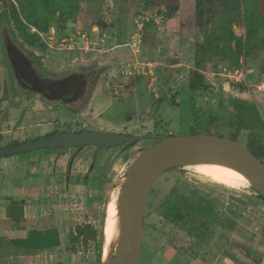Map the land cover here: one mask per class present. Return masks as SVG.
I'll list each match as a JSON object with an SVG mask.
<instances>
[{
  "label": "rangeland",
  "instance_id": "rangeland-1",
  "mask_svg": "<svg viewBox=\"0 0 264 264\" xmlns=\"http://www.w3.org/2000/svg\"><path fill=\"white\" fill-rule=\"evenodd\" d=\"M179 1L177 11L168 16L164 0H80L75 19L67 22L65 34L59 32L57 24H52L47 31L40 32L47 48L34 47L31 50L40 59L42 67L51 71L66 70L78 63L107 65L104 81L120 84L125 92L123 99L109 106L105 104L110 102L109 97L104 104H99L100 107L90 105L89 113L104 119L107 127L121 125L130 115L137 125L131 130L142 135L155 132L159 137L209 134L213 130L204 128L209 123V114L218 111L221 116L227 107L220 101L223 95L253 100L257 117L264 122V43L257 42L258 46L253 47L246 61L241 56L239 63L232 65L230 57L221 50L224 43L214 37L220 28L222 32L226 27L221 25L224 23L222 10L226 9L225 2L204 0L205 10L200 19L196 16L197 0ZM143 16L150 21L143 29L139 53L141 63L133 64L134 56L126 43L136 26L135 19ZM210 16L207 25L200 22ZM229 16L232 25L227 36L233 51L237 48L234 36L244 38L245 26L232 22L229 12L224 18ZM154 18L159 23L154 22ZM11 27L7 22L0 24V148L10 146L13 141L20 144L36 140L42 133L40 122L44 104L19 87L12 74L8 50H4L3 40L6 45L9 42L23 50L11 33ZM33 28L36 29L32 27L31 31ZM205 40L210 41L212 55L209 69H204L200 75L194 71L195 61L202 57L199 46ZM146 63L151 64L154 74L147 73L149 67ZM242 66L250 71L239 80L231 78L232 71ZM164 69L165 72L161 73ZM154 76L156 80L161 79L165 94L161 101L152 102L151 97L158 98L160 90V85L156 84L157 94L151 91L149 79ZM191 77L202 80L207 84L206 89L191 90ZM106 83L102 90L108 94ZM99 112H103V116H98ZM233 127L221 126L218 133L249 149L246 144L248 130L242 128L236 136L230 133L235 132ZM151 144L142 139L101 152L97 157L101 159L100 167L98 162L92 169L89 167L87 177L81 174L88 169L92 150L78 153L67 167L68 157H59L60 163L52 169L53 175L44 171L46 167L41 155L56 154V149L0 156L8 160L7 167L3 168V178L0 177V202L5 196H25L30 205L25 211L27 218L30 217L29 227L36 223L38 227L55 226L59 230L60 247L53 252L39 253L37 264H99V254L101 263V235L88 241L80 236L72 242L69 234L83 226L100 232L106 198L124 178L136 155ZM47 170L52 172L51 168ZM78 173L80 175L76 177ZM237 181L238 188H231L210 180L185 164L162 172L149 193L143 212L140 264H211L218 254L220 262L217 264L264 261V200L258 198L243 179ZM121 192L122 188L117 200L119 208ZM181 195L189 202L211 205L213 215L206 218L204 224L186 219L188 214L181 220L166 219L164 204H173ZM13 232L16 238L23 236L21 229ZM114 233L118 235L119 231ZM10 253H14L13 247L4 251L1 259L20 264L19 257ZM0 264L5 263L0 261Z\"/></svg>",
  "mask_w": 264,
  "mask_h": 264
},
{
  "label": "trees",
  "instance_id": "trees-1",
  "mask_svg": "<svg viewBox=\"0 0 264 264\" xmlns=\"http://www.w3.org/2000/svg\"><path fill=\"white\" fill-rule=\"evenodd\" d=\"M203 1L197 0L195 5L196 16L200 19H202V14L205 10ZM222 1L225 2L226 9L222 10L224 23L222 22L223 24L221 25H226V27H224L222 32L220 28L219 34L214 37L224 43L221 50L230 57V64L237 65L241 56L246 61L253 47L255 45L258 46L257 42L264 43V0ZM79 2L80 0H0V24L1 22L10 23L12 25L11 33L15 36L20 47L23 48V51L33 54L31 48H47L39 33L47 31L52 24H57L59 32L65 34L67 22L70 19H75L79 9ZM179 3V0H164L168 16H172L177 11ZM226 12L232 15V22L243 23L245 26L244 38L234 36V39L237 40V48L233 51L230 48L229 36H227V31L231 30V17L229 16L228 19L224 18ZM210 19L211 16L200 22L207 25ZM199 25L202 26L201 23ZM32 27H35L37 31H31ZM209 39L212 40V38ZM207 40L203 41L199 46L202 57L195 61L194 71L197 74H200L204 69H209L208 62L211 60L210 56L212 54L209 52L210 41ZM39 66L43 68L41 61ZM189 84L191 90L206 89L207 87V84L202 80L199 81L193 77L190 78ZM220 101H222V104H227V107L222 110L221 116H219L218 111L214 114L210 113L207 118L209 123L204 128L213 130L209 134L221 137L223 136L218 133V129L221 126H234L233 130L235 132L230 133L236 136H239L242 128L247 129L246 144L264 167V122L261 117H257L255 102L251 99L233 95L220 96ZM1 139L2 135L0 134ZM16 144L19 143L13 141L9 145ZM253 191L258 198L264 200V197L256 190L253 189ZM163 209L164 217L174 221L181 220L188 214L186 219L189 218L190 221H199L204 224L205 219L213 215V207L211 205L189 202L183 195L179 196L171 205L168 202L165 203ZM6 217L12 224L24 228L27 223V218L24 216V201L11 199L6 207ZM98 234L102 236V229L98 233L93 227L83 226L71 231L69 235L72 242H76L80 236L85 241H88L89 239H96ZM5 242L9 247H13L15 254H12L21 255V264H37V254L56 251L61 245L59 230L55 226L38 228L32 225L27 229L25 237L11 238ZM98 246V252H100L99 241Z\"/></svg>",
  "mask_w": 264,
  "mask_h": 264
},
{
  "label": "water",
  "instance_id": "water-1",
  "mask_svg": "<svg viewBox=\"0 0 264 264\" xmlns=\"http://www.w3.org/2000/svg\"><path fill=\"white\" fill-rule=\"evenodd\" d=\"M74 25V23H70ZM68 24V25H69ZM159 97L163 99L161 80ZM139 135H119L115 132L90 131L57 133L33 141L0 148V156L41 148L69 147L95 143L107 146L139 139ZM153 144L142 149L130 163L120 196L121 226L118 244L110 264H140L143 242V212L149 193L165 170L193 161H225L242 168L251 178V187L264 197V167L242 143L217 135L197 133L169 135L150 139ZM103 238V227H102Z\"/></svg>",
  "mask_w": 264,
  "mask_h": 264
},
{
  "label": "flooded vegetation",
  "instance_id": "flooded-vegetation-1",
  "mask_svg": "<svg viewBox=\"0 0 264 264\" xmlns=\"http://www.w3.org/2000/svg\"><path fill=\"white\" fill-rule=\"evenodd\" d=\"M2 42L5 46L4 50H8L7 52L10 57L9 60L11 62L12 74L15 81L19 84V87L25 94L37 97L44 104L40 122L42 133L39 135L38 139L57 133H81L90 131H110L124 136H141L134 141L129 140L123 143H116L107 146L87 143L83 145H72L69 147L59 146L55 148H41L56 149L57 151L56 154H50L51 156L48 154L41 155V161L44 162L43 164L46 167V170L44 171L50 174L52 173L53 175L54 170L52 169L58 167L60 163L59 157H68L66 158L65 164L67 167L69 165L68 163H70L71 160L73 161L78 153L84 152V150H92V155L90 156L91 158L87 166L88 169L84 174H81L82 176L87 177L89 170L92 169L95 163L98 162V167H100L101 159H98L97 157L101 156V152L117 146L124 147L125 145H129L132 142L142 139L148 140V142L153 144L150 139L159 136L156 132L149 134L144 133L143 135L141 133L133 132L131 129L134 127L136 128L137 125L133 123V118L129 117L130 115L126 117L127 119L121 123V125L112 124V126L107 127L108 125H104V122H106L104 119H98L89 113L90 105L92 107L93 105H98L97 107H100L99 104H104L106 97H109L108 99L110 100L109 103H105L106 105L108 104V106L114 101L124 98L123 96L125 92L120 84H109L104 81V78L107 77L106 72H108L107 65L103 64L96 66V64L90 62L88 64L78 63L66 70H46L39 66L40 59L34 54L25 52L12 43L8 42L6 45L4 40ZM105 83V87L108 88V94H106V91L102 90ZM105 94L107 96H105ZM103 112H99L97 115L103 116ZM117 126H119V128ZM95 158L97 159L94 162ZM48 168H51L52 172H49L47 170ZM79 175L80 173L76 174V177ZM219 256L220 254L217 255V258L211 264H217V262H220ZM256 261L257 263L254 264H264L263 260L259 261L257 259Z\"/></svg>",
  "mask_w": 264,
  "mask_h": 264
},
{
  "label": "bare ground",
  "instance_id": "bare-ground-1",
  "mask_svg": "<svg viewBox=\"0 0 264 264\" xmlns=\"http://www.w3.org/2000/svg\"><path fill=\"white\" fill-rule=\"evenodd\" d=\"M114 120L116 121V119ZM185 165L203 176L208 177L210 180L231 188H238L239 181L237 180L243 179L247 185L251 184L250 176L242 168L229 162L193 161ZM125 180L126 175L119 184L114 187V191L106 198L104 203L103 241L101 245L102 260L100 264H110L112 262L118 244L121 226V209L117 205V200ZM115 230L119 231L118 235H115Z\"/></svg>",
  "mask_w": 264,
  "mask_h": 264
},
{
  "label": "crops",
  "instance_id": "crops-1",
  "mask_svg": "<svg viewBox=\"0 0 264 264\" xmlns=\"http://www.w3.org/2000/svg\"><path fill=\"white\" fill-rule=\"evenodd\" d=\"M165 69L163 71H161V73L165 72ZM7 165H8L7 158H0V177L1 178H3V174H4L3 173V168L7 167ZM2 184H4V183L2 182ZM11 199L23 200L24 201V216L26 218L28 217V216H26L25 211H26L27 207L30 206V205L26 203L29 200L26 199L25 196L20 197V198L19 197H13V196L8 198V196H5L4 199H1V202H0V256L3 255L4 251L8 252V249L11 248V247H9L6 244L5 241L8 240V239H11V238H16L14 236V232H13L14 230L21 229L22 232H23L22 233L23 236H21V237H25L26 233H27V229H29L28 220L30 219V217L27 218V223H26V226L24 228L16 226L15 224H12L7 219V217H6V207L9 204ZM35 211H38V206H35ZM33 226H36V223ZM36 227H38V226H36ZM21 237H17V238H21ZM10 254H12V253H10ZM38 255L39 254H37L36 256L38 257ZM9 256L11 257V255H9ZM16 256L19 257V260L21 261V255H16ZM0 261H3L5 264H11L10 260H6V258H2L1 259V257H0Z\"/></svg>",
  "mask_w": 264,
  "mask_h": 264
},
{
  "label": "built area",
  "instance_id": "built-area-1",
  "mask_svg": "<svg viewBox=\"0 0 264 264\" xmlns=\"http://www.w3.org/2000/svg\"><path fill=\"white\" fill-rule=\"evenodd\" d=\"M149 18L148 17H141V19H135V28L130 36V40L128 41L127 46H129L132 55L134 56V62L133 64H140L141 62L139 61V53L141 51V44H142V34H143V29L145 27V25L149 22ZM156 23H159V21L154 18L153 20ZM34 31H37L36 29L33 28ZM40 37L43 38L42 33H39ZM84 37V35H83ZM74 42V41H73ZM146 65L149 67V70H147V73L152 75L154 74V72L150 69L151 64L150 63H146ZM250 71V69H246L245 67H237L235 68L232 73L230 74L231 78H234L235 80H239L242 77H244L246 75V72L248 73ZM150 86H151V91L156 95V88L154 87V85H156V77H151L150 79Z\"/></svg>",
  "mask_w": 264,
  "mask_h": 264
}]
</instances>
